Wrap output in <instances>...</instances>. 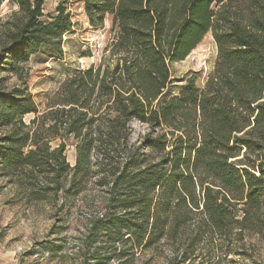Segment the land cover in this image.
I'll return each instance as SVG.
<instances>
[{
	"label": "trees",
	"instance_id": "trees-1",
	"mask_svg": "<svg viewBox=\"0 0 264 264\" xmlns=\"http://www.w3.org/2000/svg\"><path fill=\"white\" fill-rule=\"evenodd\" d=\"M70 1L46 14L45 0H0L16 7L0 73L18 77L10 88L0 78L3 174H18L35 200L83 195V207L101 209L86 222L81 264H126L167 244L169 264H197L207 233L264 234V0H83L89 24L109 16L113 36L41 112L17 63L44 46L61 50ZM209 32L218 55L205 85L192 75L164 97L173 63ZM133 120L150 127L137 144Z\"/></svg>",
	"mask_w": 264,
	"mask_h": 264
},
{
	"label": "rangeland",
	"instance_id": "rangeland-1",
	"mask_svg": "<svg viewBox=\"0 0 264 264\" xmlns=\"http://www.w3.org/2000/svg\"><path fill=\"white\" fill-rule=\"evenodd\" d=\"M60 1L45 0L44 12L53 13ZM67 6L74 26L63 36L61 50L44 46L17 63L20 73L27 75L28 90L41 112L68 77L100 62L113 36L109 16L104 27H93L85 14L83 0L70 1ZM15 8L6 2L0 9V49L10 27L4 23ZM217 55L216 41L209 32L185 59L173 63L174 83L164 97L180 92L192 75L196 76L198 86L203 87L214 70ZM1 77L6 88L18 83L17 75L10 69L1 72ZM33 117L29 113L24 119L29 122ZM130 126L132 143H140L150 131L139 120H133ZM8 129H0V134ZM66 156L74 165L76 148L72 138L67 141ZM15 175L18 174L6 176L0 166V264H81L86 222L101 209L83 207V195L66 201L61 194L55 201L35 200L21 183L14 181L18 179ZM172 254V247L167 244L156 251L138 253L126 264H169ZM194 256L197 264H264V234L239 226L227 235L207 233L195 247Z\"/></svg>",
	"mask_w": 264,
	"mask_h": 264
}]
</instances>
